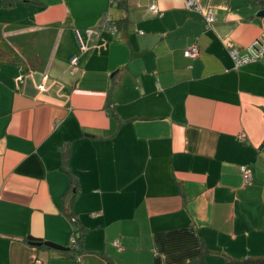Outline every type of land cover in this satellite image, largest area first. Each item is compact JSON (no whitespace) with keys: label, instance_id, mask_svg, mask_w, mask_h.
<instances>
[{"label":"crops","instance_id":"obj_1","mask_svg":"<svg viewBox=\"0 0 264 264\" xmlns=\"http://www.w3.org/2000/svg\"><path fill=\"white\" fill-rule=\"evenodd\" d=\"M197 2L0 0V264L264 259V0Z\"/></svg>","mask_w":264,"mask_h":264},{"label":"built area","instance_id":"obj_2","mask_svg":"<svg viewBox=\"0 0 264 264\" xmlns=\"http://www.w3.org/2000/svg\"><path fill=\"white\" fill-rule=\"evenodd\" d=\"M109 1L113 2L114 0H109ZM183 1H184V8L189 11L200 13L203 17L205 29H210L211 26L216 21V17L213 11L211 9L202 11L198 5L197 0H183ZM149 9L154 13H158V8L156 5H151ZM102 31H106L107 33L113 35L117 32V28L116 26L111 24L109 18H106ZM100 32L101 31H98V30L88 29L85 31L84 37L87 40H90L94 36L98 37ZM75 36L78 41L80 49L84 51L85 46L83 44V37H81L77 31H75ZM245 52L246 53L244 55H239L237 52L230 53L231 59L233 60L236 68L249 64V63H253L259 60L260 58H262L264 56V44L260 43L259 41H254L246 48ZM198 55H199V48L195 43H193L188 49L184 51L185 58L195 59L198 57ZM69 64L71 67L70 73L75 74L76 67L78 65V59L76 57H72L69 61ZM17 80L20 81L21 78H18ZM240 138H242V136ZM240 172L242 175L243 184L250 185L251 184L250 170L247 167L242 166L240 167ZM72 221L74 222V220ZM70 244L73 250L75 251L79 250L78 242L74 236L71 237ZM77 261L79 262V259H77ZM34 264H38V262L36 261L34 262Z\"/></svg>","mask_w":264,"mask_h":264},{"label":"water","instance_id":"obj_3","mask_svg":"<svg viewBox=\"0 0 264 264\" xmlns=\"http://www.w3.org/2000/svg\"><path fill=\"white\" fill-rule=\"evenodd\" d=\"M31 244L34 245V246H40L42 243L36 241V240H33V239H29ZM46 247H49V248H52V249H56V250H64V248L60 247V246H57V245H54L52 243H48V242H45L43 243Z\"/></svg>","mask_w":264,"mask_h":264},{"label":"trees","instance_id":"obj_4","mask_svg":"<svg viewBox=\"0 0 264 264\" xmlns=\"http://www.w3.org/2000/svg\"><path fill=\"white\" fill-rule=\"evenodd\" d=\"M228 264H264V259H247L238 263L229 262Z\"/></svg>","mask_w":264,"mask_h":264}]
</instances>
